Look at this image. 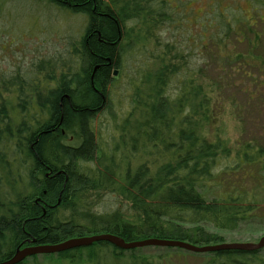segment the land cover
<instances>
[{
	"label": "trees",
	"instance_id": "16d2710c",
	"mask_svg": "<svg viewBox=\"0 0 264 264\" xmlns=\"http://www.w3.org/2000/svg\"><path fill=\"white\" fill-rule=\"evenodd\" d=\"M36 1L84 16L86 27L64 62L41 60L29 75L0 79V171L10 186L17 183L12 165L23 166L27 178L22 192L11 186L12 200L0 199V262L17 249L100 234L217 245L223 239L216 232L264 220V144L229 148L220 117L229 106L241 123L239 103L224 96L222 70L214 81L206 72L209 61L239 71L238 93L256 98L250 111L264 115V52L223 53L222 39L205 33L198 45L209 53L181 51L173 35L162 40L158 34L181 24L169 0ZM210 20L211 26L216 18ZM241 31L227 28L222 36L234 33L241 42ZM131 53L137 60L127 75ZM123 75L131 87L129 109L111 145L102 148L92 121ZM104 198L114 208L94 211ZM136 251L101 241L47 255L70 264L105 256L111 264H156ZM260 251L208 252L206 264H264Z\"/></svg>",
	"mask_w": 264,
	"mask_h": 264
},
{
	"label": "rangeland",
	"instance_id": "374dc122",
	"mask_svg": "<svg viewBox=\"0 0 264 264\" xmlns=\"http://www.w3.org/2000/svg\"><path fill=\"white\" fill-rule=\"evenodd\" d=\"M167 3L177 6L176 12L181 24L177 29L165 27L166 29L161 33H157L162 40H169V36L173 35L181 51L209 53L203 52L202 47L198 45L201 34L205 33L207 39L208 37L214 41L222 39L219 46L225 47L223 53L259 54L264 52V23L259 20V17L264 13V0H249L248 2L247 0H169ZM219 10L223 13L222 16L219 15ZM212 18H216V20L210 26ZM240 19L243 21L241 20L238 24L236 21H240ZM232 20H234L233 23ZM219 23H222L221 26H218ZM235 23L238 26L235 27ZM85 27L84 16L68 13L45 2L0 0V79H7L13 73L29 75L33 64L35 65L41 60L45 62L55 59L58 62H64L65 59L70 58L74 50L78 49ZM227 28H233L237 32L242 30V41L238 42L234 33L222 36ZM133 29L135 30V28ZM193 40H195L194 45L192 44ZM249 43L254 44V47L250 49ZM146 46L147 49L151 47L149 43ZM208 49L211 53H217L210 46ZM136 60L135 53H131L126 59L125 73L127 75L131 73L132 64ZM221 70L225 74L220 81L221 85L224 87L225 83H228L224 96L239 103L241 120V123H238L231 108L226 107L219 122V125H223L222 138L232 150L236 149L239 143H249V141L264 144V115L258 114L256 110L250 111L253 105H256L257 99L238 93L236 87H240L239 82L243 83L239 71L235 73L230 69V66L216 65L215 61L207 63V77L211 81L218 78ZM226 79L228 80L226 81ZM245 86H248L249 90H253V85L251 86L247 81ZM110 90L111 97L108 107L100 111L92 121L94 134L102 148L111 145L110 136L115 135V126L119 125L126 117L129 109L128 99L131 87L124 75L114 81ZM6 158H10V156L7 155ZM22 167L17 164L10 167L17 181L14 183L15 187L11 185L15 189L14 191L22 192L25 189L27 178L26 171ZM4 177V172L0 171V199L12 200L13 190ZM216 189L213 188L209 191L215 193ZM261 200L263 202L260 207L261 214H264V196L261 197ZM113 205L111 201L104 198L92 209L101 213L113 209ZM216 233L222 237L223 243H255L264 236V220L243 224L235 231ZM205 254H194L184 250H167L166 247L154 246L137 248V251L133 253L136 257L145 258L156 264H206ZM260 254L264 255V248ZM128 256L129 253L125 252L126 260ZM35 257L28 258L24 264H70L54 255H36ZM100 258H98L99 263L94 264H111L112 262L107 256ZM84 264L86 263L84 262ZM122 264H127V261L124 260Z\"/></svg>",
	"mask_w": 264,
	"mask_h": 264
},
{
	"label": "water",
	"instance_id": "95a60500",
	"mask_svg": "<svg viewBox=\"0 0 264 264\" xmlns=\"http://www.w3.org/2000/svg\"><path fill=\"white\" fill-rule=\"evenodd\" d=\"M116 74L117 72L114 71V75ZM101 241L108 242L121 250H130L134 248L154 246V247L179 248L181 250L194 254H204L208 252H215L222 250H238L244 252H255V251H260L264 248V236L261 237L255 243H229V244L221 243L210 246H195L186 242L161 240V239H145L134 242H125L120 237L114 235L100 234V235H92L88 237L68 239L57 245L29 246L22 249H17L10 259L4 262H0V264H19L26 258L35 255L56 254L62 251L71 250L75 248L88 247L94 243Z\"/></svg>",
	"mask_w": 264,
	"mask_h": 264
},
{
	"label": "flooded vegetation",
	"instance_id": "af4514ba",
	"mask_svg": "<svg viewBox=\"0 0 264 264\" xmlns=\"http://www.w3.org/2000/svg\"><path fill=\"white\" fill-rule=\"evenodd\" d=\"M259 20L264 23V18H259ZM117 75V74H116ZM116 75H114V72H113V76L116 77Z\"/></svg>",
	"mask_w": 264,
	"mask_h": 264
}]
</instances>
